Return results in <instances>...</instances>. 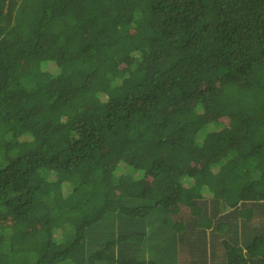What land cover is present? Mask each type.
Segmentation results:
<instances>
[{"label":"trees","instance_id":"16d2710c","mask_svg":"<svg viewBox=\"0 0 264 264\" xmlns=\"http://www.w3.org/2000/svg\"><path fill=\"white\" fill-rule=\"evenodd\" d=\"M0 264H264V0H0Z\"/></svg>","mask_w":264,"mask_h":264},{"label":"rangeland","instance_id":"374dc122","mask_svg":"<svg viewBox=\"0 0 264 264\" xmlns=\"http://www.w3.org/2000/svg\"><path fill=\"white\" fill-rule=\"evenodd\" d=\"M22 8H25V6L22 5ZM133 177H134L135 180L138 181V183L141 186H147V185L151 184L152 181H153V177L152 176L144 177V174L140 170H137V172H133Z\"/></svg>","mask_w":264,"mask_h":264}]
</instances>
